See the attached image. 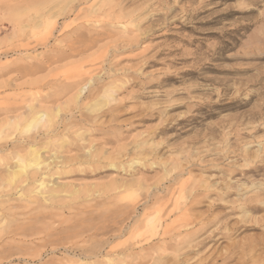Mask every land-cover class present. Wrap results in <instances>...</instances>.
Listing matches in <instances>:
<instances>
[{"label": "rangeland", "instance_id": "374dc122", "mask_svg": "<svg viewBox=\"0 0 264 264\" xmlns=\"http://www.w3.org/2000/svg\"><path fill=\"white\" fill-rule=\"evenodd\" d=\"M34 1L0 0V264H135L152 217L173 260L264 264V0Z\"/></svg>", "mask_w": 264, "mask_h": 264}, {"label": "bare ground", "instance_id": "6f19581e", "mask_svg": "<svg viewBox=\"0 0 264 264\" xmlns=\"http://www.w3.org/2000/svg\"><path fill=\"white\" fill-rule=\"evenodd\" d=\"M34 0H32V2H33ZM35 2V1H34ZM48 13V12H47ZM50 17V16H49ZM39 20V19H38ZM48 21V20H47ZM50 23H51V20H50ZM51 35V34H50ZM76 39V38H75ZM78 40V39H77ZM92 42H95V41H92ZM63 54V53H62ZM68 54V53H67ZM66 54V55H67ZM65 55V54H64ZM63 55V56H64ZM70 54H68V56H69ZM53 57H54V55H52ZM51 56V57H52ZM60 56V58H62L61 57V55H59ZM52 57V58H53ZM56 57V56H55ZM66 57V56H65ZM57 59L56 60H58V57H56ZM64 58V57H63ZM51 60V59H50ZM48 61H49V59H48ZM52 61H53V59H52ZM62 61V60H61ZM49 62H51V61H49ZM56 62H60V61H56ZM54 63V62H53ZM53 63H51V64H53ZM24 67V66H23ZM22 67V68H23ZM27 68V67H26ZM16 69V68H15ZM30 69V68H29ZM36 69V68H35ZM19 70V69H18ZM31 71V70H30ZM29 74V73H28ZM70 87V86H69ZM83 88V87H82ZM85 88V87H84ZM61 93V92H60ZM78 94V93H77ZM78 96V95H77ZM76 100H77V98H76ZM14 112V111H13ZM9 113V112H8ZM38 113L39 112H37V114H33L32 115V117L28 120V122L26 123V126H24V131H26V132H28L30 129H32V128H36V127H38V126H40V125H42V124H44V123H47V122H49V121H51V118H50V115L48 116V115H45V117H44V119H43V116L42 115H38ZM7 114V113H6ZM29 115H30V113H29ZM55 115H56V113H55ZM21 117V116H20ZM29 117V116H28ZM18 119V118H17ZM20 119V118H19ZM13 121V120H12ZM52 122H54L53 120H52ZM7 124V123H6ZM10 124V123H9ZM12 124H15V123H12ZM18 124H20L19 123V121H18ZM50 124V123H49ZM45 125V124H44ZM52 125V124H51ZM9 126V125H8ZM15 126V125H14ZM55 126V125H54ZM9 127H11V126H9ZM42 127V126H41ZM45 127H47L46 125H45ZM37 129V128H36ZM35 129V130H36ZM45 129V128H44ZM51 129V128H50ZM40 130H42V128L40 129ZM49 130V129H48ZM56 131V130H55ZM54 131V132H55ZM25 133V132H24ZM51 133V132H50ZM4 136H6L5 134H3ZM24 135V134H23ZM26 138V137H25ZM31 138V137H30ZM48 138V137H47ZM22 139V138H21ZM35 139V138H34ZM25 140V139H24ZM52 140V139H51ZM32 141H33V139H32ZM18 144V143H17ZM22 144V143H21ZM26 145V144H25ZM34 145V144H33ZM22 146V145H21ZM28 147V146H27ZM27 147H26V149H27ZM21 148V147H20ZM23 148V147H22ZM31 149V148H30ZM29 148H28V150H30ZM25 150V149H24ZM27 150V151H28ZM69 151V150H68ZM25 152V151H24ZM26 154V153H25ZM18 155V154H17ZM27 155V154H26ZM28 158L29 157H31L29 160L27 159V158H24V157H20V155L19 156H17L16 157V166L14 167V168H11L13 171L10 173L11 174V178H17V177H23L24 178V180H23V182H25V181H27L28 179H33L34 178V176H32V178L31 177H29L28 176V170L29 169H31V168H35L36 169V172L37 173H39V175L40 176H43V173L41 172L42 171V168H43V165L44 164H46L47 163V160H42L41 158H40V155L37 153V152H35V151H32V149H31V151H28ZM53 156V155H52ZM64 157V156H63ZM66 157V156H65ZM46 158H48V157H46ZM50 158H52L51 156H50ZM57 158V157H56ZM69 158V157H68ZM73 158V157H72ZM14 159V158H13ZM49 159V158H48ZM59 159H61L60 157H59ZM63 159V158H62ZM69 159H71V158H69ZM68 159V160H69ZM28 160V161H27ZM50 160V159H49ZM58 160V159H57ZM64 161H65V159H64ZM49 162H51V161H49ZM50 164V163H49ZM52 165V164H51ZM60 165H61V163H60ZM63 165V164H62ZM55 166V165H54ZM44 167H45V165H44ZM56 168V167H55ZM54 168V169H55ZM51 170H52V168H51ZM56 170V169H55ZM9 171V170H8ZM57 171V170H56ZM35 172V173H36ZM46 172H47V170H46ZM57 172H59V170L57 171ZM30 173H33V171H30ZM48 173V172H47ZM31 175V174H30ZM42 179V178H41ZM35 181V180H34ZM21 182V181H20ZM14 183V182H13ZM37 183V182H36ZM35 183V184H36ZM34 184V185H35ZM48 184V183H47ZM124 185V184H123ZM47 185H46V183L44 182V181H41L39 184H38V186H37V188L39 187V188H44V187H46ZM49 187V186H48ZM54 188V187H53ZM56 188H57V186H56ZM62 188V187H61ZM130 188H132V187H130ZM49 189H50V187H49ZM127 189V188H126ZM40 190H38L37 192H39ZM72 192V191H71ZM70 192V193H71ZM42 194V193H41ZM38 195H39V193H38ZM114 195H115V193H114ZM123 196V195H122ZM76 197V196H75ZM53 198V197H52ZM157 199V198H156ZM154 200V199H153ZM41 202V201H40ZM43 202V201H42ZM135 204V203H134ZM128 207V206H127ZM126 208V207H125ZM124 208V209H125ZM130 209V208H129ZM43 211V210H42ZM125 211V210H124ZM127 211H128V209H127ZM122 214H124V213H122ZM126 214V213H125ZM45 217V216H44ZM148 217V216H147ZM128 219V218H127ZM38 220V219H37ZM122 220H124L125 221V219H122ZM146 220V222L143 224L142 222V227H140L139 229V232L137 233V234H135L134 232L132 233V235H131V247H138V248H140V249H143L144 251H147V252H145V253H147V255H145V256H142V257H140V256H138V257H140V258H138L137 259V262L135 263V264H184L185 263V261H186V259H184V256L182 257V258H180V259H178V260H173V258L172 257H174V256H172L171 258H169L168 256H164L165 255V251H166V248H164L163 246H161V244H163L162 242L164 241V236L168 233V232H170V231H174V229H171V228H168V227H164L163 225H160L159 224V221H158V219L156 218V217H152V218H150V219H145ZM121 221V220H120ZM36 222V221H35ZM46 222V221H45ZM33 223V222H32ZM121 223H122V221H121ZM121 223L120 222H115V223H112L111 225H109V226H107V227H105V228H103V229H98L95 233H94V239L95 238H97L98 236H107L108 235V237H107V239L106 240H104V239H98V240H93V241H97L96 243H97V245L96 246H90V247H87V248H84V247H80V248H78V247H76L77 245H74V244H71L72 246H71V249L72 250H76V251H79L80 252V255H84V254H86V253H89V254H97L98 252H99V254H100V249L102 248V246L103 245H105L106 243H107V241L111 238V237H113L114 235V233H117L118 231H120L121 230V228H120V225H121ZM37 224V223H36ZM184 224V223H183ZM190 224V223H189ZM138 225V224H137ZM136 225V226H137ZM188 225V223H185L182 227H185V226H187ZM140 226V225H139ZM137 228V227H136ZM160 228V229H159ZM180 228V227H179ZM179 228H178V230H179ZM208 228V225H205V226H203V227H200L193 235H191L189 238H188V240H185V241H176L175 239H174V236L175 235H173V237H170V240H173L174 241V244H171V245H173V246H171V247H174V246H179V245H185L186 244V247H188V249H190L191 248V243L193 242V240H195V239H197V238H199L200 236H202L204 233H205V230ZM20 228H18L17 230H19ZM16 230V231H17ZM126 230V229H125ZM124 230V231H125ZM135 230V229H134ZM24 231V230H23ZM77 231V230H76ZM184 231V230H183ZM204 231V233H202ZM59 232V231H58ZM17 233H19V232H17ZM16 233V234H17ZM121 233V232H120ZM119 233V234H120ZM14 234H15V232H14ZM23 234H25V233H23ZM126 234V233H125ZM22 235V234H21ZM27 235V234H26ZM118 235V234H117ZM170 236H171V234H169ZM23 236V235H22ZM73 237V236H72ZM166 237V236H165ZM176 237V236H175ZM183 237V236H182ZM119 238V237H118ZM185 238V237H184ZM207 239V238H206ZM63 240V239H62ZM34 241V240H33ZM92 241V242H93ZM156 241V244L154 243ZM212 241V240H211ZM211 241H200L199 242V244L197 243V245H201V246H205L206 244H208L209 242H211ZM56 242H58L57 240H56ZM56 242H55V240L54 241H47V240H44V242L43 243H45V245H56ZM66 242H67V240H66ZM72 242V241H71ZM159 242H161L160 243V245H159ZM167 243V242H166ZM15 244V243H14ZM58 244V243H57ZM108 244H109V242H108ZM164 244H165V242H164ZM23 245V244H22ZM28 245V244H27ZM42 245V244H41ZM59 245V244H58ZM79 245V244H78ZM169 245V244H168ZM167 245V247H169ZM197 245H196V247H197ZM44 246V245H43ZM82 246V245H81ZM181 247H183V246H181ZM170 249H172V248H170ZM102 251V250H101ZM54 252V251H53ZM47 253V252H46ZM69 253V252H68ZM105 253H106V251H105ZM142 253H143V251H142ZM149 253V254H148ZM24 254H26V253H24ZM32 255H34V253L32 254ZM31 255V256H32ZM37 255V254H36ZM106 255H107V253H106ZM105 255V256H106ZM140 255V254H139ZM173 255V254H172ZM88 256V255H87ZM86 256V257H87ZM102 256V255H101ZM120 256V255H119ZM80 257V256H79ZM69 258V257H68ZM74 258H76V257H74ZM83 258V257H82ZM85 258V257H84ZM133 258V257H132ZM228 258H229V256H228ZM61 260V259H60ZM63 260V259H62ZM131 260V259H130ZM67 261H68V259H66V257H65V260L64 261H59V262H57V263H53V264H66L67 263ZM77 261V260H76ZM75 261V262H76ZM124 262V261H123ZM201 262V261H200ZM215 262V261H214ZM73 264H75V263H73ZM126 264V263H125Z\"/></svg>", "mask_w": 264, "mask_h": 264}]
</instances>
